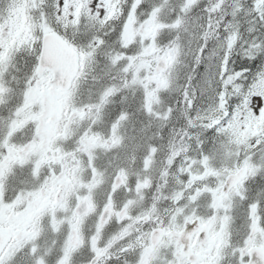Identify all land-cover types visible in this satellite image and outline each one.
I'll use <instances>...</instances> for the list:
<instances>
[{
	"label": "snow or ice",
	"instance_id": "6c2138e0",
	"mask_svg": "<svg viewBox=\"0 0 264 264\" xmlns=\"http://www.w3.org/2000/svg\"><path fill=\"white\" fill-rule=\"evenodd\" d=\"M0 264H264V0H0Z\"/></svg>",
	"mask_w": 264,
	"mask_h": 264
}]
</instances>
